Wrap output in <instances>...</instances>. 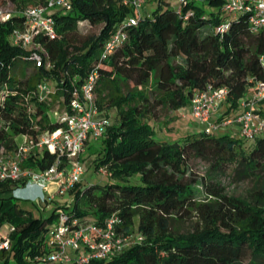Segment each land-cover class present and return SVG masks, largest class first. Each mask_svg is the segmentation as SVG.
Segmentation results:
<instances>
[{"label":"trees","instance_id":"trees-1","mask_svg":"<svg viewBox=\"0 0 264 264\" xmlns=\"http://www.w3.org/2000/svg\"><path fill=\"white\" fill-rule=\"evenodd\" d=\"M7 1L24 8L28 2L45 0H0ZM123 1L71 0V10L54 14L57 37L38 38L54 62L51 71L33 68L22 59L25 52L9 43L15 18L0 26V85L5 82L9 90L0 103V149H12L16 135L35 139L40 131L56 128L53 110L67 106L74 88L92 69L98 74L96 106L105 115L133 97L126 88L136 89L139 99L138 104L117 110L100 141L87 146L88 155L95 154V168H106L107 181L76 183L69 190L70 205H57L47 216L36 218L19 205L23 199L11 195L12 185L0 182V222L15 227L11 248L0 264H30L26 257L42 251L47 227L59 209L96 224L116 214L121 221L116 230L122 235L138 219L139 239L108 260L94 259L90 264H264V208L226 196L189 171L195 158L218 167L264 166V136H257L248 150L240 138L205 131L163 140L155 138L147 118L159 106L189 107L193 94L207 86L227 88L224 103L229 115L246 90L251 94L255 83L264 81V28L252 30L244 13L221 17L222 0L192 5L193 14L187 17L177 13L175 0H152L156 6L151 14L128 24L125 17L133 10ZM207 7L215 10L206 11ZM82 21L99 26L98 32L79 31ZM221 22L226 27L218 32ZM118 27H123L126 38L103 54ZM15 63H24L25 72L13 74ZM53 78L54 93L29 109L25 96L40 80ZM256 109L264 114V100ZM53 159L44 152L22 166L39 170ZM136 176L137 181L129 180ZM25 182L26 178L21 181ZM192 213L200 224L191 232L169 229L173 217L183 219Z\"/></svg>","mask_w":264,"mask_h":264},{"label":"built area","instance_id":"built-area-1","mask_svg":"<svg viewBox=\"0 0 264 264\" xmlns=\"http://www.w3.org/2000/svg\"><path fill=\"white\" fill-rule=\"evenodd\" d=\"M145 0H124L131 6V14L125 17L128 24H136L135 12L142 8ZM206 0H175L177 13L187 17L193 14L192 5ZM72 8L71 0H45L33 6L15 8L11 2H0V26L14 20L15 25L8 34L12 46L29 48L22 59L30 62L33 68H48L51 64L38 38L57 37L54 14L68 12ZM221 13L247 15L252 30L264 28V0H222ZM226 24L216 26L222 32ZM126 38L123 27H118L104 46L103 54L112 50L113 44ZM263 62V57L260 58ZM98 74L90 70L82 82L73 90V96L65 108L57 106L53 110L54 120L59 124L54 129L40 131L35 139L26 134L14 137L12 149H0V182L8 181L12 187L10 193L15 198L27 197L22 192L31 188L38 189L39 195L33 198L46 202L54 200L56 194L69 191L81 182L85 166L81 156L92 141H100L107 126L108 118L98 110L94 89ZM9 93L6 83L0 85V103ZM54 89L47 81L40 80L33 92L25 99L31 109L35 101L50 98ZM228 90L224 86L206 88L195 92L189 107L184 109L187 115L202 125L200 131L211 132L219 125L235 123L239 133L246 140L264 136V114L257 111V104L264 100V81H257L249 97L242 99L244 109L237 115H222L220 106L225 102ZM58 110V111H57ZM48 152L54 155L53 162L39 170L23 167L22 163L30 157H37ZM98 173L107 175L105 167H98ZM26 178L25 184L21 181ZM116 214L110 215L103 224L81 220L71 216L65 210H58L57 216L48 225L43 239L42 251L34 256H27L30 264H90L94 259L108 260L127 247L125 235L117 232L120 224ZM15 227H8L0 233V263L4 253L11 248V233ZM139 239V238H138Z\"/></svg>","mask_w":264,"mask_h":264},{"label":"rangeland","instance_id":"rangeland-1","mask_svg":"<svg viewBox=\"0 0 264 264\" xmlns=\"http://www.w3.org/2000/svg\"><path fill=\"white\" fill-rule=\"evenodd\" d=\"M36 4L38 3L28 2L24 7L33 6ZM122 4H124V2H122ZM155 6V1L145 0L139 12H135V16L138 17L140 14H151ZM214 10L215 7L206 8V11ZM227 14L220 13L221 17H224ZM78 29L83 33H96L99 30V26H89L87 22L82 21L79 23ZM19 48L25 53L29 51V48ZM16 65L18 64H14L13 74L19 75L22 72H25L23 68L24 63H20L18 66ZM52 69H54V62H51L50 66L47 68L49 71ZM53 80L54 78L52 80H47V83L52 88L54 87ZM139 88L137 89L140 90ZM126 90H130L133 93V97L122 102L121 105L116 108H110L107 111L108 115H105V113L98 108V110H100V112H102V114L108 118L110 123L114 122L117 110H125L139 103V99L135 92L136 89L130 87L126 88L124 91ZM249 96L250 92L246 90L244 92V97ZM242 99L243 98L238 101V105L236 107L230 110L229 115H237L244 109V107L241 105ZM226 108L227 104L225 103L222 107V112L225 111ZM222 115H226V113L224 114L223 112ZM52 116L55 117V114ZM186 117L187 112L184 109L180 108L179 110H171L165 106H159L155 109L154 114L150 113L147 115L148 121L154 129L155 138L163 140L180 139L185 135L196 132L194 125L192 123H188ZM211 133L216 136L227 134L235 138H240L242 139V144L246 150H248L253 143V140H246L241 136L239 133V127L235 123L219 125L215 129H212ZM92 142L97 144L99 141ZM92 142L90 143L93 144ZM94 156L95 154L88 155L87 151H85L82 155L85 170L82 180L79 182L81 186L88 185L90 183L103 184L107 181V175L98 173V168H95L94 163L92 162ZM262 164L264 165V162ZM189 171L193 176H197V178L201 177L210 187L215 188L217 191H221L226 196L238 198L251 205L254 204L264 208V166H257L255 169H247L243 165L232 163L226 166L221 165L218 167L216 164L209 161L195 158L190 161ZM129 180L137 181V176L130 178ZM33 192L34 191L31 188H28L22 192V195L27 197H21L23 200H19V205L22 208L30 211V213L36 218L47 216L57 205L67 206L72 202V194H70L69 191L63 194H56L54 200L48 199L46 202L33 198ZM50 224H52V221L49 223V225ZM199 224L198 218L192 213L190 216L183 219L173 217L169 221V229L177 233H188ZM137 225L138 219L135 217L130 226L129 232L125 235L128 243L127 246L141 237V234H139L137 231ZM6 227H8V223L0 222V233L4 232Z\"/></svg>","mask_w":264,"mask_h":264},{"label":"crops","instance_id":"crops-1","mask_svg":"<svg viewBox=\"0 0 264 264\" xmlns=\"http://www.w3.org/2000/svg\"><path fill=\"white\" fill-rule=\"evenodd\" d=\"M224 104H225V103H223V104L220 106V108H219V113H220V114H222L223 112H224V114H225V111H226V110L222 112V107L224 106ZM179 109H180V108H179ZM179 109H177V110H179ZM181 109H186V107H182ZM226 109H227V108H226ZM186 120H187L188 123H192V124L194 125L196 131L201 130V126H202V125H201L200 123H198L195 119H193V118H191L190 116L187 115ZM33 191H34V192H33V197L36 196V195H39V194H40V191H39L38 189H35V190H33Z\"/></svg>","mask_w":264,"mask_h":264}]
</instances>
